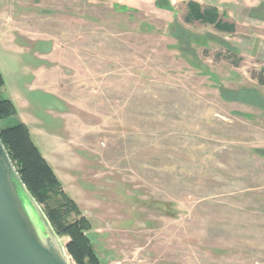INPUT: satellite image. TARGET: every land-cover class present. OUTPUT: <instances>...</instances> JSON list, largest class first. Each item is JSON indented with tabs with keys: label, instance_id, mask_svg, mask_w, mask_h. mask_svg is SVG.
Instances as JSON below:
<instances>
[{
	"label": "rangeland",
	"instance_id": "374dc122",
	"mask_svg": "<svg viewBox=\"0 0 264 264\" xmlns=\"http://www.w3.org/2000/svg\"><path fill=\"white\" fill-rule=\"evenodd\" d=\"M188 1L0 0V129L28 128L100 264H264V24Z\"/></svg>",
	"mask_w": 264,
	"mask_h": 264
},
{
	"label": "trees",
	"instance_id": "16d2710c",
	"mask_svg": "<svg viewBox=\"0 0 264 264\" xmlns=\"http://www.w3.org/2000/svg\"><path fill=\"white\" fill-rule=\"evenodd\" d=\"M166 1V0H165ZM168 7V3L162 7ZM186 22L198 21L212 26L216 31L231 34L234 26L225 22L214 7L203 9L195 1L186 3ZM264 68L260 70L259 82L264 84ZM4 80L0 73V89ZM16 109L11 101L0 100V121L12 118ZM0 140L16 171L31 196L42 208L44 215L57 236L66 239L65 252L72 264H100L85 235L91 225L80 215L76 204L62 191L51 167L34 145L28 128L16 124L0 129ZM75 216V217H74Z\"/></svg>",
	"mask_w": 264,
	"mask_h": 264
},
{
	"label": "water",
	"instance_id": "95a60500",
	"mask_svg": "<svg viewBox=\"0 0 264 264\" xmlns=\"http://www.w3.org/2000/svg\"><path fill=\"white\" fill-rule=\"evenodd\" d=\"M0 264H71L1 140Z\"/></svg>",
	"mask_w": 264,
	"mask_h": 264
},
{
	"label": "crops",
	"instance_id": "0c3cea01",
	"mask_svg": "<svg viewBox=\"0 0 264 264\" xmlns=\"http://www.w3.org/2000/svg\"><path fill=\"white\" fill-rule=\"evenodd\" d=\"M192 1V0H191ZM195 2H199L198 0L195 1ZM232 1L230 0L227 4H225V6H227L229 9L227 15L226 14H220L221 15V18L229 23V24H232L234 26V32L235 30H237L238 28L244 26V25H249L248 23H246V21H243L242 18H250V19H253L254 21H257L259 23H262L264 24V0H260L256 3H254L253 5L254 6H250V8H245L247 5L245 4L244 5V8L247 9V11H241V10H235V9H232L231 5L233 3H231ZM210 5L212 7H215L218 12H220L219 10V7L217 6V4H215L214 2H210ZM236 9H238L237 6H234ZM241 9V8H240ZM245 15V16H244ZM238 16L240 17V19H237ZM239 20V21H238ZM262 28L261 29H264V26H261ZM9 120V119H8ZM7 121V120H6ZM5 121V122H6Z\"/></svg>",
	"mask_w": 264,
	"mask_h": 264
}]
</instances>
